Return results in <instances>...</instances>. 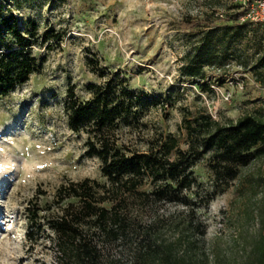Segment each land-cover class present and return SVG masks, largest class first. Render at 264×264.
Listing matches in <instances>:
<instances>
[{
	"label": "rangeland",
	"instance_id": "1",
	"mask_svg": "<svg viewBox=\"0 0 264 264\" xmlns=\"http://www.w3.org/2000/svg\"><path fill=\"white\" fill-rule=\"evenodd\" d=\"M247 2L264 18V0H7L19 23L37 25V38L51 32L60 41L35 46L39 69L0 99V264H64L49 229L28 252V202L40 195V205L54 210L52 195L62 182L105 183L100 161L84 156L86 136L67 125L69 90L86 101L91 85L125 82L141 102L142 125L120 137L140 152L168 136L186 150V125L202 113L219 125L244 115L264 118V19H234ZM199 60L200 76L185 75ZM208 159L193 168L190 208L161 202L139 209L132 201L129 214L142 226L159 221V239L177 242V256L189 264H239L244 239L264 219V160L214 192ZM150 187L146 181L139 190ZM95 233L102 264L146 257L137 235L110 240Z\"/></svg>",
	"mask_w": 264,
	"mask_h": 264
},
{
	"label": "trees",
	"instance_id": "2",
	"mask_svg": "<svg viewBox=\"0 0 264 264\" xmlns=\"http://www.w3.org/2000/svg\"><path fill=\"white\" fill-rule=\"evenodd\" d=\"M6 3L0 0V99L25 84L39 69L32 51L35 46L50 38L60 41L59 35L49 36L51 32L37 38V25L32 21L19 23ZM248 4L234 16L237 22ZM186 23L190 27L200 25L190 20ZM260 62L264 64V54ZM204 63L199 60L187 66L185 75L199 77ZM90 89L91 98L86 101H79L69 90L63 110L69 129L86 136L84 156L100 161L105 183L90 179L62 182L52 195L54 210H48L47 203L40 205V195L30 200L24 210L28 252L37 244L39 234L49 229L64 253V264H102L95 233L100 230L110 240L128 233L139 236L147 252L146 257L138 256L135 264H189L177 256V242L159 239V221L142 226L131 217L129 202H139V209L161 202L190 208L189 194L197 184L193 168L204 155L209 158L214 192L224 190L241 168L264 160V118L244 115L219 125L202 113L186 125V150L178 149L177 142L168 136L147 152H140L120 137L124 129L132 131L142 125L141 102L127 84L113 79ZM146 181L150 190L140 191ZM248 216L254 220V215ZM239 264H264V219L261 229L244 239Z\"/></svg>",
	"mask_w": 264,
	"mask_h": 264
},
{
	"label": "built area",
	"instance_id": "3",
	"mask_svg": "<svg viewBox=\"0 0 264 264\" xmlns=\"http://www.w3.org/2000/svg\"><path fill=\"white\" fill-rule=\"evenodd\" d=\"M252 6H253V4H252V2H250V3L248 4V9H247V11H246L245 14L240 18V20H241L242 22H244V21H248V20H250V21L254 20V21H258V22H260V21H262V19H264V18H262L261 16L258 17L257 14L254 13V10H253L254 7H252Z\"/></svg>",
	"mask_w": 264,
	"mask_h": 264
}]
</instances>
